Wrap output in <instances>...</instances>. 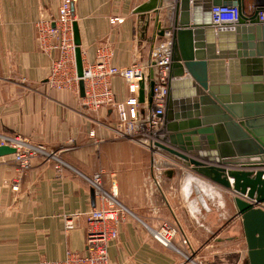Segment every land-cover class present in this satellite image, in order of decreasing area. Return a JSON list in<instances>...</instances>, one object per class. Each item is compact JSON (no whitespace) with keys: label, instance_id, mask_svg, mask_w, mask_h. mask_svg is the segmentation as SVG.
Instances as JSON below:
<instances>
[{"label":"crops","instance_id":"0c3cea01","mask_svg":"<svg viewBox=\"0 0 264 264\" xmlns=\"http://www.w3.org/2000/svg\"><path fill=\"white\" fill-rule=\"evenodd\" d=\"M145 1L75 0L71 17L83 63L94 62L101 47L110 49L116 66L147 60L158 39L150 42L151 26L144 32L134 12ZM176 1L163 0L162 23ZM60 2L0 0V137L20 136L47 146L65 163L57 170L55 160L40 155L32 158L29 169L18 172L11 154L0 157V264L59 260L67 250L83 253V213L99 205L85 177L98 170L104 187L115 186L128 210L108 245L110 264H245L246 245L231 192L190 167L155 173L148 150L109 137L107 127L116 123L113 106L87 111L78 83L69 89L49 86L51 64L59 55L57 36L46 35L45 47L38 38L40 27L55 29ZM234 37L227 33L222 41ZM237 72L241 78L239 67ZM110 87L115 100L127 97L120 76L110 79ZM90 130L106 138L94 144ZM75 214L74 227L67 229L65 216ZM163 221L179 226L173 247L150 234ZM182 253L190 259L185 261Z\"/></svg>","mask_w":264,"mask_h":264},{"label":"water","instance_id":"95a60500","mask_svg":"<svg viewBox=\"0 0 264 264\" xmlns=\"http://www.w3.org/2000/svg\"><path fill=\"white\" fill-rule=\"evenodd\" d=\"M214 5H236L237 24L214 28L210 19ZM162 6L163 0H147L134 9L143 21V31L151 26L150 42L167 31L172 38L163 143L156 146L232 193L246 245L245 264H264V23L257 16L261 7L255 5L253 12L245 15L243 0H177L164 24L159 16ZM227 33L235 35L234 41H222ZM72 36L83 96L75 21ZM152 76L150 68L149 102ZM143 95L141 82L140 101ZM14 152L13 146L0 145V157Z\"/></svg>","mask_w":264,"mask_h":264},{"label":"built area","instance_id":"2783aa9c","mask_svg":"<svg viewBox=\"0 0 264 264\" xmlns=\"http://www.w3.org/2000/svg\"><path fill=\"white\" fill-rule=\"evenodd\" d=\"M75 0H61L55 29L40 27L38 42L45 47V36L55 33L59 55L52 61L47 83L57 88H72L77 85L79 77L76 75L75 60L73 58L74 43L72 36V4ZM255 5L261 7L258 20L264 23V0L256 3L244 4L243 13L250 15ZM239 12L236 5H214L210 8L211 25L214 28L223 25H235ZM171 32L167 31L152 45L147 60L133 61L125 66L111 63L112 52L107 47H101L92 63H83L82 75L84 94L82 105L87 111L97 112L104 106H113L116 111V123L108 126L109 137L113 139L125 138L148 150L151 157V168L155 173L167 169H183L177 159L161 150L156 143H163L165 127V108L168 94L169 71L172 56ZM153 70V88L151 101L147 99V79L149 69ZM120 76L127 86L128 95L123 100H115L110 87V79ZM143 83V100H139L140 83ZM94 144H98L106 137L97 136L94 130L89 131ZM8 144L15 148L11 154V162L18 172L30 168L32 158L45 156L55 160V168L60 170L64 162L58 152L41 144H33L27 139L16 137H0V145ZM94 196L99 205L83 213L86 223L85 250L83 253L67 250L62 259L48 261L40 260L35 264H110L108 245L117 237V225L127 208L118 198L115 186L106 189L102 182V171L98 170L91 176H86ZM16 183V182H15ZM16 189V185L13 186ZM74 216H65L64 225L67 229L74 227ZM180 229L177 223L163 221L156 229H150L151 236L166 247H173L172 239ZM183 244L188 239L183 237ZM184 260L190 257L182 253Z\"/></svg>","mask_w":264,"mask_h":264},{"label":"rangeland","instance_id":"374dc122","mask_svg":"<svg viewBox=\"0 0 264 264\" xmlns=\"http://www.w3.org/2000/svg\"><path fill=\"white\" fill-rule=\"evenodd\" d=\"M50 86V85H49ZM52 87V86H51ZM57 151V150H56ZM58 152V151H57Z\"/></svg>","mask_w":264,"mask_h":264}]
</instances>
